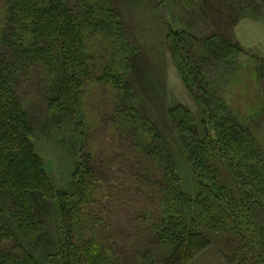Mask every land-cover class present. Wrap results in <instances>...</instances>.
<instances>
[{
    "label": "trees",
    "instance_id": "obj_1",
    "mask_svg": "<svg viewBox=\"0 0 264 264\" xmlns=\"http://www.w3.org/2000/svg\"><path fill=\"white\" fill-rule=\"evenodd\" d=\"M4 1L0 264H41L22 240L44 228L37 211L40 200L56 203L55 256L61 264H186L217 239L230 246L228 264H264V147L252 123L218 96V79L229 65L225 58L238 45L222 34L198 37L168 25L166 39L199 110L196 114L182 103L169 109L180 150L193 163L198 189L189 194L165 133L134 102L127 66L121 62L116 69L110 62L96 77L99 60L86 42L91 34L111 40L114 60L118 49L138 63L141 49L132 41L121 12L102 0ZM182 3L189 8L193 0ZM169 21L163 20L165 25ZM233 55L232 61L239 53ZM254 71L264 91V58L257 60ZM103 79L118 95L115 124L129 133L137 180H143L149 198L156 200L141 212L149 214L142 223L145 237L139 230L136 236L141 237L128 241L120 240L118 231L101 216L97 159L83 146L90 127L86 88ZM43 124H51L63 141L70 138L77 157L71 189L54 183L39 152L36 135Z\"/></svg>",
    "mask_w": 264,
    "mask_h": 264
},
{
    "label": "rangeland",
    "instance_id": "obj_2",
    "mask_svg": "<svg viewBox=\"0 0 264 264\" xmlns=\"http://www.w3.org/2000/svg\"><path fill=\"white\" fill-rule=\"evenodd\" d=\"M93 1V0H88ZM121 12L132 41L141 49L138 63L132 57L115 49L111 40L91 34L86 39L87 48L98 57L96 77L103 75L110 62L118 69L127 66L126 78L137 106L151 114L165 133L169 146L177 155L179 174L184 190L197 192L193 163L181 151L178 131L170 118L169 109L182 103L194 113L198 106L188 90L173 57L166 34L169 26L191 31L198 37L213 33L222 34L235 43L236 50L225 58L229 62L218 79V96L226 100L242 120L252 123L254 134L264 147V91L255 78L256 62L264 58V2L263 0H193L189 8L183 0H102ZM108 1V2H107ZM4 0H0V34L3 30ZM161 16L164 17L161 19ZM163 20H170L167 25ZM134 45V44H133ZM242 51H240V49ZM239 56L232 61L233 54ZM120 61V62H119ZM126 61V62H124ZM124 62V64H123ZM225 63V64H226ZM229 68V69H228ZM113 84L105 79L92 82L86 88V113L90 120L84 149L97 159V173L102 190L97 194L101 212L107 223L116 229L120 240L128 241L140 230L149 216L146 211L152 202L147 185L137 180L134 148L129 133L116 126L118 114L114 110L116 99ZM260 111V112H259ZM116 123V124H115ZM38 149L47 160V169L59 188H72V171L76 155L70 138L53 131L51 124H43L36 135ZM154 205V204H153ZM37 211L43 221V230L34 238H22L36 254L41 264H61L58 251V220L55 201L40 200ZM145 207V208H144ZM140 215V216H138ZM230 246L220 239L212 242L186 264H228L226 251ZM58 259V260H57Z\"/></svg>",
    "mask_w": 264,
    "mask_h": 264
}]
</instances>
